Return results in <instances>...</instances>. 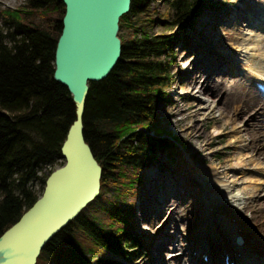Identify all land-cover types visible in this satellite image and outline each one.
I'll list each match as a JSON object with an SVG mask.
<instances>
[{
  "label": "trees",
  "instance_id": "trees-1",
  "mask_svg": "<svg viewBox=\"0 0 264 264\" xmlns=\"http://www.w3.org/2000/svg\"><path fill=\"white\" fill-rule=\"evenodd\" d=\"M154 1L130 0L119 30L143 34L121 37L116 65L105 78L89 83L83 136L101 166L98 195L87 204L93 211L81 210L55 233L35 264H126L116 257L130 261L143 246L133 232L130 208L119 199L121 188L140 183V171L152 165L156 153L174 154L173 140L156 126V106L166 100L175 35L146 29ZM167 4V23L182 29L208 5L221 6L216 0ZM63 13L60 0H24L0 11L5 26L0 25V234L40 195L33 181L39 179L43 188L52 168L42 176L39 171L61 158L60 145L75 118L69 90L53 77ZM152 125L157 127L153 133ZM108 185L115 189L114 199L105 196Z\"/></svg>",
  "mask_w": 264,
  "mask_h": 264
},
{
  "label": "rangeland",
  "instance_id": "rangeland-1",
  "mask_svg": "<svg viewBox=\"0 0 264 264\" xmlns=\"http://www.w3.org/2000/svg\"><path fill=\"white\" fill-rule=\"evenodd\" d=\"M218 1L222 4L221 8L208 7L198 16L192 27L182 29L178 35H175L172 42L174 61L170 70L171 76L165 86L166 100L159 102L156 106L158 122L156 126L162 136L176 139L172 142L174 145L172 152L175 153L166 152L167 149L156 153L152 165L140 171L142 174L140 183L132 184V186L124 184L121 188L122 195L119 199H123L126 207L130 208L133 232L138 235L143 245L135 257L127 261V264H188L191 254L196 252V246H189V241L197 242L200 239L198 235L206 232L216 234L213 229L218 230L222 227L221 221L227 222L223 218H218L216 209L222 192L206 195L212 186L201 178L203 168L206 165H215L219 166L217 169L220 170L224 164L226 166L233 164L235 157L238 156V146L244 143L251 146L257 156H264V152L257 153L256 138L254 132L252 134L256 125L254 117L251 116L255 115V113L252 114L254 112L252 106L243 112L242 107L239 108L240 111H233L237 105L244 106L242 102L244 103L245 97L250 95L247 86L239 82L225 84L227 76L240 73L243 67L264 79V66L262 65L259 69L251 66L245 59L235 57L239 49L232 48L233 44H229L231 41L239 40L237 37L239 33L250 32L253 35L256 30L264 35V0ZM23 3L24 0H0V9H14ZM167 9V0L151 2L147 17L152 21L149 24L147 21V25L145 24L150 34L173 32V25H169L164 17ZM162 18H165L166 22H163ZM0 25L5 28L1 19ZM118 34L120 38L126 36L139 38L143 33L141 30L133 32L131 29L123 28ZM181 37L187 44L183 43L184 40L181 42ZM208 51L212 54H208ZM252 52L248 51L250 54ZM213 54L224 58V62L227 60L229 67L217 69L218 65L212 62L215 58ZM198 63L199 68H194ZM194 74H198L201 81L197 87L192 88L189 83ZM201 83H203L202 87ZM207 86L216 87L221 92L211 96L210 92L213 91L208 93L205 88ZM260 100L264 101L262 97ZM197 101H206L205 106L210 111L205 112L204 107L196 115L190 105L196 104ZM220 106L228 109L220 112ZM247 110L251 114H248ZM245 115H247L246 118H243ZM214 126L219 128L217 132L213 131ZM157 127L152 125L150 132L153 133ZM235 137H238L239 141L234 143L232 139ZM62 162L63 159L58 158L52 164L44 165L39 175H44ZM246 168L248 173H254L251 170L252 163L248 162ZM241 179L242 177L239 180ZM252 179L255 180L254 177ZM167 184L170 190L166 196L167 199H164L162 193ZM257 185L258 189L254 192L250 188L246 189L244 196L250 200L259 199L250 207L253 214L251 222L255 220L254 229L264 234V210L256 208V205H263L264 202V181ZM32 187L40 193L41 181L36 179ZM113 188L108 185L105 189V196L109 199L116 197ZM160 197L168 204L163 211L158 210L156 214L145 207H140L141 204L144 205V202L148 207L150 204L153 206V202L158 204ZM207 201L211 204L209 205ZM172 209L174 210L172 222L167 224V227L156 229L160 220L161 224L159 223L158 226L167 220V217L161 219L163 213L165 211L170 213ZM84 211L89 213L93 209L87 206ZM208 211L212 215H208ZM161 229L163 233H160Z\"/></svg>",
  "mask_w": 264,
  "mask_h": 264
},
{
  "label": "water",
  "instance_id": "water-1",
  "mask_svg": "<svg viewBox=\"0 0 264 264\" xmlns=\"http://www.w3.org/2000/svg\"><path fill=\"white\" fill-rule=\"evenodd\" d=\"M61 31L53 77L67 87L75 118L60 145L63 163L49 172L41 194L0 234V264H35L52 236L87 207L100 189L101 166L83 136L89 83L105 78L121 53L119 18L130 0H60Z\"/></svg>",
  "mask_w": 264,
  "mask_h": 264
},
{
  "label": "bare ground",
  "instance_id": "bare-ground-1",
  "mask_svg": "<svg viewBox=\"0 0 264 264\" xmlns=\"http://www.w3.org/2000/svg\"><path fill=\"white\" fill-rule=\"evenodd\" d=\"M237 37L239 39L238 41L236 40L237 43L235 41L229 42L230 45L233 44L231 46L232 48L236 47L239 49L238 55H235V57L238 56V58L241 60L245 59V61L250 63L251 66H255L259 69L261 68L262 65L264 66V35H261L256 30H254L253 35L250 32L243 34L239 33ZM249 50L253 51L252 54L248 53ZM208 54H212V53H209L208 51ZM213 55H215V58L212 59V62L215 65H218L217 69L220 70L223 67L228 66L227 60L226 62H224L223 61L225 60L224 58H220L216 54ZM217 62L219 64H217ZM199 66L200 64L198 63L197 65H195L194 68L198 69ZM255 71H257V69ZM239 72L240 73L237 75V77L232 76V74L227 76L226 77L227 81H225V84L231 83V81H234L233 83L239 81V84L241 85L245 84L248 87L247 88L248 94L250 95L245 97L244 103L242 102L244 106L237 105L236 107L233 108V111L234 112L240 111L239 108L242 107V112H243L245 109L252 106V109H254V112L252 114L255 113V115H251V116L254 117L256 122V125L252 130V134L254 132V136L256 138L255 146L257 147L256 148L257 153L258 154L263 153L264 152V101L260 100L261 94L258 92L256 88V83L259 82L263 85L264 83L262 81H259L260 79H262L261 76H258L248 71V69H245L244 67ZM190 81L191 82L189 83V86L193 88V87H197L201 79L199 78L198 74L196 75L194 74V76L190 78ZM202 84L203 83H201V87ZM205 88L208 90V93L210 91H213L210 92L212 93L211 96H215L216 94H219L221 92L216 87L207 86ZM215 88L217 90H215ZM203 102L197 101L196 104L190 105V108L194 110V113L196 115H198L201 112V110H203L204 107H205V112L210 111V109L205 106L206 101ZM198 104H200V106H196ZM227 109L228 108H223L222 106L219 107L220 112H224ZM246 116L247 115H245V117L243 116V118H246ZM218 130L219 128L217 126L213 127V131L217 132ZM232 141L235 143L239 141V138L235 137L232 139ZM238 149H239L238 156L240 157L238 156L235 157V162L233 164L227 166L226 164H224L220 167V170L217 169L219 166H215V165L214 166L206 165L203 168L202 171L203 175L201 176V178L204 181L211 183L212 186L208 190V194L206 195L214 194L216 192H222L219 200L220 203L216 206L217 214L225 217L231 216L234 220L230 225H228L227 222L225 221H221L220 224L223 226L221 227L222 231H220V234L218 236L215 235L213 238L201 237V240L196 247L198 248L199 251L198 253L193 254V260L190 264H207V263L216 264L217 257L223 259L225 255H228L229 258L242 260L243 263L246 262L247 260L255 258L254 264H264V259L260 257L259 250L255 251L256 248L255 245H251L250 241L248 242V244H245L246 240H249V236H248L249 234H252L253 237L259 241L258 243L264 241V235H262L263 237H261L260 235L254 233L255 220H253L251 224H248L247 220L245 219L247 215L249 216L253 215L252 210H250V207L253 206L254 202L255 203L258 202L259 199L250 200L248 198H245L244 196L246 189L250 188V190L254 192L258 189L257 184H261L264 181V156L262 157L260 156L261 158L257 156V154H255V152L253 151V148H251V146L245 143L243 145L238 146ZM248 162L253 164V168L251 170L254 171V173H248V170L246 168V164ZM241 177L242 179L239 180ZM252 177H254L256 181L253 180ZM169 190L170 188L167 189V192H169ZM167 192L162 193L164 199H167L166 198L168 194ZM223 196H230L231 200L234 202L232 206L224 200ZM160 198L161 200H158L159 205L153 202V206L150 204L148 207V205L146 206V203L144 202L143 203L144 205L141 204L140 207H145L148 211H152L157 214L160 207L166 209L168 205L167 203H165L166 200H162V197ZM207 202L209 203V205L211 204L210 201ZM256 208H260V210H264V202L263 205L262 204L256 205ZM173 213H174L173 209L170 213L165 211L161 219H165V217H167V220L161 226H158L159 223L161 222L160 220L155 228L158 229L159 227L161 228H164L165 226L167 227L172 222L171 217H173ZM207 214L212 215V213H209V211ZM238 225L241 226V228H237ZM159 231L160 233H163V229ZM237 236L243 238L242 244H237L234 242ZM260 246H261L260 250L264 252V244H261ZM235 252L237 253L236 256H234ZM197 254L199 259L197 257ZM201 255H206L207 258L204 259L202 257L201 259L200 257Z\"/></svg>",
  "mask_w": 264,
  "mask_h": 264
}]
</instances>
